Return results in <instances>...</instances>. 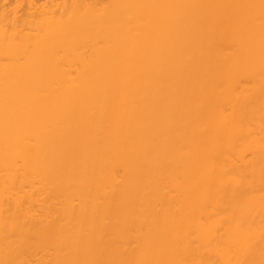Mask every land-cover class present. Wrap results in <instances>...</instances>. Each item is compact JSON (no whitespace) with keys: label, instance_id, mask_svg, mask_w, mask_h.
<instances>
[{"label":"bare ground","instance_id":"bare-ground-1","mask_svg":"<svg viewBox=\"0 0 264 264\" xmlns=\"http://www.w3.org/2000/svg\"><path fill=\"white\" fill-rule=\"evenodd\" d=\"M0 264H264V0H0Z\"/></svg>","mask_w":264,"mask_h":264}]
</instances>
